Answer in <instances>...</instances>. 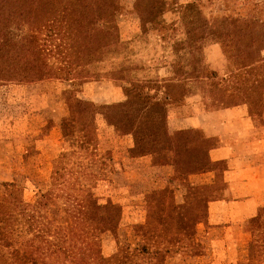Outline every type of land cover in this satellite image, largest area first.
<instances>
[{"label":"rangeland","instance_id":"1","mask_svg":"<svg viewBox=\"0 0 264 264\" xmlns=\"http://www.w3.org/2000/svg\"><path fill=\"white\" fill-rule=\"evenodd\" d=\"M118 1L124 13L116 24V39L106 46L94 50L87 46L85 50L82 45L74 47L70 42L73 38L63 37L62 33L51 36L43 30L38 34L43 48L40 62L52 63L62 78V69L69 68L71 81H0V260L7 239L1 231L12 229L17 234L12 239L54 241L65 235V239H76L77 244L79 239H97L104 264H124V253L147 238L182 242L190 239L198 244L161 254L146 264H255L251 239H256L257 234L251 230L249 220L257 209L252 217L233 226L228 222L230 227H213L216 224H209L202 200L219 199V187H210L205 181L191 186L180 178L189 174L178 172L173 165L172 155L176 153L180 154L176 158L180 168L205 161L206 156L196 154L198 150L206 155L196 146L197 131L195 135L182 134L180 142L177 137V145H171V141L168 146L156 145L155 151L170 155L173 163L166 159L168 164L153 165L155 159L151 155L131 152L150 145L149 137L116 132L103 113L106 106L134 99L135 91L148 93L161 100L166 98L167 126L170 111L188 114V99H197L199 111H205L213 106L203 103L207 90L229 95L250 84V72L233 70L223 44L204 40L205 23H210V18L216 20V26L220 17L228 15L253 19L257 25L253 29L255 46L264 59V27L259 26L264 24V0H162L167 4L164 12L147 9L151 0ZM188 4H193V8L186 9ZM89 20L86 14L77 17L76 23L83 26L81 31L91 32ZM27 33L26 26L14 21L0 31V47L25 41ZM100 37L102 33L98 32L95 38ZM246 42H230L228 49L249 46ZM7 49L2 50V60L10 64L16 55L13 49ZM33 59L30 51L25 53L24 65L27 62L30 66ZM60 67L65 68L58 70ZM75 100L86 103L87 109ZM239 104H249L258 122L264 125V104L237 101ZM63 124L68 136H63ZM85 131L94 138L98 152L116 162V173L103 177L94 188L97 204L108 200L115 203L112 229H89L91 211L79 207L74 202L75 195L62 193L56 181L58 160L71 151L74 138ZM177 147L179 152L167 153ZM158 161L164 164L163 158ZM7 188L20 206L13 203ZM198 215L204 220L188 221ZM75 216L83 225L81 228L76 226ZM105 216L99 211L98 223ZM36 221L48 227L43 238L35 236ZM143 226H150L155 232H147Z\"/></svg>","mask_w":264,"mask_h":264},{"label":"trees","instance_id":"2","mask_svg":"<svg viewBox=\"0 0 264 264\" xmlns=\"http://www.w3.org/2000/svg\"><path fill=\"white\" fill-rule=\"evenodd\" d=\"M166 6L167 4L162 0H151L146 8L164 12L165 8H167ZM192 8L193 4L186 6L188 10ZM123 13L124 9L118 0H0V31L8 28L16 20L20 21L28 30L25 41L3 44L0 47V81L17 79L16 81L20 82H33L45 78L71 81V78H68L69 68H67V71L62 69L65 67L58 68V70L62 69L64 72V77L62 78L60 73H56L52 63L40 62L43 48L39 44L38 34L43 30H48L51 36L52 34L56 36L62 33L63 37L73 38L70 42L75 44L74 47L82 45L85 50L87 46L90 50H94L99 46H106L109 42L116 39V24ZM85 14L90 17L88 24L91 32L81 31L83 26L80 23H76L77 17ZM71 17H73L72 20ZM215 21L213 19L210 21L209 18L207 22L210 23H205L204 40H212L223 44V48H225L224 54L231 61L233 70H248L250 72V84L236 88L234 94L229 95L209 89L202 98L204 105L208 106L209 103H212L215 108H226L237 105V101H242L263 106L264 59L261 58L255 46L256 37L253 29L256 22L253 19L229 15L220 17V22L216 26L214 24ZM259 26L264 27V24L259 23ZM244 29L249 30V32ZM242 30L245 31L243 34L240 33ZM98 32L102 33L100 40L95 38ZM242 39L244 42L248 41L246 43L250 45L244 48L233 47V49H228L230 42ZM5 48H8L7 50L13 49L14 55H16V59L14 58V61L11 59L12 63L10 64H6L5 60H2L4 57L2 50H5ZM29 51L34 55L35 59H33L30 66H27V62L24 65L23 59L24 54ZM261 68L263 70L260 71L259 69ZM262 90L263 93H260ZM135 94L134 99L130 98L123 103L106 106V112L103 113L106 122L116 132L134 136L147 135L149 137L150 145L133 148L131 152L134 154L151 155L152 159H155V162L152 161L153 165H165L167 163L166 159L173 163L170 155L160 154L155 151L156 145L171 141V136L166 126V98L161 100L154 95L136 91ZM75 102L78 106H83L87 109L86 103L78 100H75ZM61 129L63 136H68L66 124H63ZM186 133L196 134L194 130L181 131L177 133L178 139L182 134ZM74 141L75 144L71 151L58 160L56 170L57 184L62 193L69 196L75 195L74 202L79 207L91 211L90 223L87 225L89 229L94 231L112 229L115 226V222L111 217V212L115 203L112 200H108L103 204H97L94 188H96L98 181L103 179V177L116 173V162L113 157L98 152L94 144V138L88 135L87 131L82 136L75 137ZM196 154L198 156H206L205 161L200 163L194 161L186 168H180V162L176 161L180 154H173V165L177 168L176 170L178 172L183 170L181 173L184 174H195L215 167L209 161L207 155L198 150H196ZM162 158L164 164L158 161ZM8 186L10 184H7ZM8 190L10 189L7 188ZM9 197L14 204L20 206L13 193H9ZM70 200L73 201L72 199ZM202 201L205 202L208 213L207 220H209V202L205 199ZM99 211H103L106 214L100 223L97 221V213ZM41 218L44 219L43 217ZM75 220H77L76 226L81 228L83 225L78 224L77 216H75ZM189 220L192 223H197L200 220H204V217L198 215L191 217ZM249 225L251 230L257 234L256 239H251L252 263L264 264L263 206H258L256 215L249 220ZM33 226L35 236L43 238L48 229L47 225L40 221L36 223V226ZM143 228L147 232H155V229L150 226H143ZM1 233H5L7 239H5L6 250L0 260V264H104L97 245V239H79L80 243L77 244L76 239H65V235L62 236L63 239L51 241L50 239H12L17 235L12 229L3 230ZM197 244L190 239L187 242H182L180 239H142L141 244H138L133 249H128L124 253V264H137L136 260L145 261L143 264H146L161 254L176 252L180 248L186 249L189 246L195 247Z\"/></svg>","mask_w":264,"mask_h":264},{"label":"crops","instance_id":"3","mask_svg":"<svg viewBox=\"0 0 264 264\" xmlns=\"http://www.w3.org/2000/svg\"><path fill=\"white\" fill-rule=\"evenodd\" d=\"M186 106L188 114L169 112L170 144L177 145L178 132L197 131L196 146L215 167L180 178L191 186L205 181L210 187H219L221 197L209 200V224H216L213 227L227 228L252 217L264 204V125L249 104L199 111L197 99L190 98ZM178 147L167 153L179 152Z\"/></svg>","mask_w":264,"mask_h":264}]
</instances>
